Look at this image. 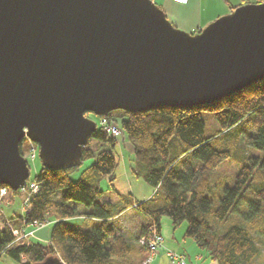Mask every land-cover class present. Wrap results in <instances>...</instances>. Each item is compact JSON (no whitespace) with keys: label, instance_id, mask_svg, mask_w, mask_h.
<instances>
[{"label":"water","instance_id":"95a60500","mask_svg":"<svg viewBox=\"0 0 264 264\" xmlns=\"http://www.w3.org/2000/svg\"><path fill=\"white\" fill-rule=\"evenodd\" d=\"M262 78L264 1L191 33L154 0H0V186L29 179L25 137L64 169L97 127L88 112L195 106Z\"/></svg>","mask_w":264,"mask_h":264},{"label":"trees","instance_id":"16d2710c","mask_svg":"<svg viewBox=\"0 0 264 264\" xmlns=\"http://www.w3.org/2000/svg\"><path fill=\"white\" fill-rule=\"evenodd\" d=\"M241 4L230 5L231 11ZM202 111L212 113L219 124L210 134H205ZM107 116L120 119L133 146L131 170L154 187L153 194L145 200H134L130 193L119 194L116 202L103 198L106 190L99 180L107 174H112L110 180L116 177L118 155L110 148L95 154V146L108 143L114 148L118 140L97 126L77 165L51 169L41 163L38 174L29 179L39 188L21 214L6 217L0 209V257L6 254L21 264L50 255L67 264H141L149 250L139 237L150 220L160 230L161 217L167 214L174 227L186 222L185 234L219 264H252L259 247L244 222L264 215V78L205 104L136 112L114 109ZM244 143L257 152H245L235 175L219 172L233 147ZM24 149L22 141V153ZM93 157L73 179L71 174ZM129 207L145 217L133 239L116 232L114 218ZM232 215L241 216L244 225L226 227ZM34 221H53L48 241H14L9 223L22 227Z\"/></svg>","mask_w":264,"mask_h":264},{"label":"rangeland","instance_id":"374dc122","mask_svg":"<svg viewBox=\"0 0 264 264\" xmlns=\"http://www.w3.org/2000/svg\"><path fill=\"white\" fill-rule=\"evenodd\" d=\"M243 1L244 0H154V2L164 10L168 19L175 26L191 33L198 32L200 29L204 28L207 24H209L219 16L228 14L231 11L230 5H238L243 3ZM86 115L95 120L99 119L98 115H95L91 112L86 113ZM202 117L205 122V134H210L219 127V124L212 113L208 111H202ZM108 121L111 123L119 124L120 119L117 117L111 118L108 116ZM99 126L101 125L99 124ZM112 137L118 140V143L114 148L109 147L108 143H101L100 145L95 146L96 148L94 150L96 154L103 148H110L118 155L119 164L115 171L116 177L113 180H110L112 174H107L105 176H102L99 180L100 187L106 190L103 198L115 199L117 198V193L131 194L132 192L134 194L136 193L138 195L137 197H142V195L147 193V188H151V185L142 177L135 175L131 170L134 161L133 146L127 139V136L123 131L120 134ZM24 145V151L29 154V152L31 151V145L26 141H24ZM245 152H248L249 155H251L255 154V152L257 151L253 150L246 143H244L241 148L238 146H234L231 150V156L226 159L218 168L219 172L235 175L239 171L240 166L243 163ZM93 159L94 157L86 159L78 167V169H76L71 174V177L73 179H77L81 175V170L91 164L94 161ZM41 163L42 162L40 158H38V156L29 160V179L35 177V175L38 174L41 168ZM12 191L13 190H9L0 201V209L3 211L6 217H9L14 213L21 214L27 207V205L25 204L28 195L27 191L23 192L21 190H16V193H12ZM127 210L128 212L125 214L122 220L125 221L126 219H128L129 224L123 227L124 231L130 235L135 232L138 234L141 230V224L139 225L137 219L140 215V212L130 207L127 208ZM232 216L229 218L226 227L233 223H240L244 225L241 221V216ZM80 220L81 219H77V222H79ZM116 221L117 220L115 219V224ZM244 223L252 229L253 234L257 239V246L259 247V253L256 256L255 260H253L252 264H264V215L257 217L256 222ZM52 224L53 221L46 222L42 229L39 228L37 230L36 235L33 238L42 241L40 235L42 234V230H46L48 232L51 229ZM160 231L162 232L161 234L165 239V244L168 242V240L177 241L178 243H180V246L184 250H189L190 246H192L193 244L198 250H201L203 254L205 253L207 255V251L200 248L193 237L188 235L184 236L186 231V222H182L177 227H174L171 218L167 214H163L161 217ZM162 248H160L159 250H162ZM189 253H191V251H189ZM10 260L11 259H9V257L3 256L0 258V264H10ZM16 262L20 264V262ZM150 264L155 263L153 262Z\"/></svg>","mask_w":264,"mask_h":264},{"label":"built area","instance_id":"2783aa9c","mask_svg":"<svg viewBox=\"0 0 264 264\" xmlns=\"http://www.w3.org/2000/svg\"><path fill=\"white\" fill-rule=\"evenodd\" d=\"M177 1H182V0H177ZM98 118L99 119L95 120L97 126H99L100 124L101 126L99 127L103 128V130L108 135L116 136L122 132V128L120 127V124L109 122L107 115H99ZM23 141L29 142V144L31 145V151L29 152V154H27L25 151L24 153H22L23 156L26 158L27 162H29V160L38 156V146L29 137H25ZM38 188L39 185L35 181L28 179L17 190H21L23 192L27 191L28 195L25 201V204L27 205L31 195L35 193L38 190ZM9 190L11 189L7 186H0V201ZM9 225L15 236L14 241H19L23 239H28L29 237H34L36 235L37 230L43 227L45 223L41 221H34L30 224H25L22 227H14L10 223ZM138 241L141 244H145L149 250L148 255L146 256V258L142 260L141 264H149L152 261L153 255L160 248L163 247V241H164V238L160 233V230L157 228V225L154 220H150V224L148 225L146 232L139 237ZM168 253L172 258L176 260L177 264H186V261L182 255L176 254L175 252L172 251H169Z\"/></svg>","mask_w":264,"mask_h":264},{"label":"crops","instance_id":"0c3cea01","mask_svg":"<svg viewBox=\"0 0 264 264\" xmlns=\"http://www.w3.org/2000/svg\"><path fill=\"white\" fill-rule=\"evenodd\" d=\"M147 189H148L147 193L142 195V197H137L138 195L136 193H135L136 194L135 195L132 192L131 194L133 196V199L134 200H145V199L149 198L153 194L155 189L152 186H151V188H147ZM119 194H126V193H117V198L108 199V200L116 202V200H118V198H119ZM103 197H104V195H103ZM105 199H107V198H105ZM127 212H128V210L126 209V210H124V211H122L120 213H117L114 216V218L117 220L116 221V225H117L116 226V232L118 234H120V235H123L124 237H126L128 239H131V238L133 239L140 232L138 234L135 232V233L130 235L127 232L124 231L123 227L129 224L128 219H126L125 221L122 220ZM137 219H138L139 225L141 224L140 226L142 228V225L145 223V217L140 213V215H139V217ZM41 229H42V227H41ZM160 229H161V226H160ZM160 233H162V232L160 231ZM40 235H41L42 241H48L49 236H50V230L48 232L46 230H42V234H40ZM184 236H186V234ZM169 251H172V252H175L176 254L182 255L184 257L185 261H186V264H219L217 260H214V259L210 258L205 253L203 254L202 251L198 250L196 248V246L193 245V244H192V246H190L189 250L188 249L184 250L180 246V243H178L177 241L168 240V242L165 244V239L163 241L162 250H158L153 255L152 262H150V263L154 262L155 264H177L176 260L169 255V253H168ZM189 251H191V253H189ZM3 256H7V257H9V259H11L10 260V264L11 263L12 264H14V263L18 264L16 262L17 260L13 259L12 257H10V256H8L6 254H3L1 257H3Z\"/></svg>","mask_w":264,"mask_h":264}]
</instances>
